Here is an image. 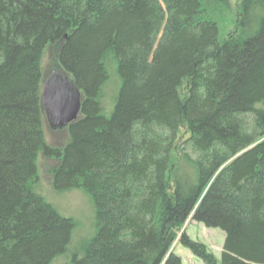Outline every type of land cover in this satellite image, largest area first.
I'll return each instance as SVG.
<instances>
[{
	"label": "trees",
	"instance_id": "16d2710c",
	"mask_svg": "<svg viewBox=\"0 0 264 264\" xmlns=\"http://www.w3.org/2000/svg\"><path fill=\"white\" fill-rule=\"evenodd\" d=\"M0 0V264H264V0ZM80 91L63 150L46 144L41 64ZM51 45V46H52ZM109 105V106H108ZM81 191L91 236L37 192ZM194 221L224 233L220 259ZM75 243L78 245L74 246Z\"/></svg>",
	"mask_w": 264,
	"mask_h": 264
},
{
	"label": "rangeland",
	"instance_id": "374dc122",
	"mask_svg": "<svg viewBox=\"0 0 264 264\" xmlns=\"http://www.w3.org/2000/svg\"><path fill=\"white\" fill-rule=\"evenodd\" d=\"M240 0H230L232 11L227 14L221 21L219 26L218 40L222 41L229 32L233 31L236 23L237 6ZM48 45L44 51L41 64V74L43 83L57 69L62 71L58 66V48L59 44ZM42 88V86H41ZM109 106V105H108ZM43 133L45 142L48 146L63 150L67 136L68 127L53 131L48 127L45 119L43 122ZM58 161L47 159L40 156L37 164V172L39 182L37 192L44 200L52 205L57 213L67 219H72L77 226L73 232V242L85 241L91 236L90 231L94 224L93 208L86 196L78 190L68 192H55L51 186L50 169L56 167ZM186 235L195 242H200L207 247V250L219 260L221 249L224 243V233L219 229L206 228L200 223L194 221L188 222L185 225ZM78 245L75 243L74 246ZM174 253L180 258L181 264H203V262L195 257L188 249L181 244H176ZM64 257L56 259L51 264H63Z\"/></svg>",
	"mask_w": 264,
	"mask_h": 264
},
{
	"label": "water",
	"instance_id": "95a60500",
	"mask_svg": "<svg viewBox=\"0 0 264 264\" xmlns=\"http://www.w3.org/2000/svg\"><path fill=\"white\" fill-rule=\"evenodd\" d=\"M42 109L51 130L68 127L77 120L81 109V93L73 80L53 72L42 86Z\"/></svg>",
	"mask_w": 264,
	"mask_h": 264
},
{
	"label": "bare ground",
	"instance_id": "6f19581e",
	"mask_svg": "<svg viewBox=\"0 0 264 264\" xmlns=\"http://www.w3.org/2000/svg\"><path fill=\"white\" fill-rule=\"evenodd\" d=\"M60 75H67L66 72L59 71L58 69L56 70Z\"/></svg>",
	"mask_w": 264,
	"mask_h": 264
}]
</instances>
